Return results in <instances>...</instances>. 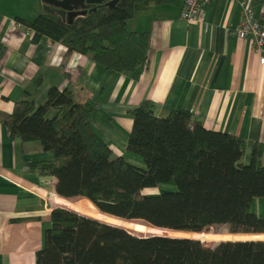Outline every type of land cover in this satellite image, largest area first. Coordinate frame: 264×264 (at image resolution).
Masks as SVG:
<instances>
[{
	"label": "trees",
	"instance_id": "1",
	"mask_svg": "<svg viewBox=\"0 0 264 264\" xmlns=\"http://www.w3.org/2000/svg\"><path fill=\"white\" fill-rule=\"evenodd\" d=\"M164 1L102 2L72 22L45 10L18 19L34 41L46 35L66 55L77 51L124 72L147 63L149 45L148 31L128 29L127 19L138 5ZM92 112L69 88L51 85L43 102L26 92L0 113L11 137L53 155L24 165L55 176L59 194L49 195L59 205L49 212L35 264H264V212L252 208L264 197V143L254 141L244 161V137L208 129L184 108L158 116L144 99L131 110L126 145L140 167L112 152L92 127ZM150 188L158 190L144 192ZM212 226H225V240L204 243Z\"/></svg>",
	"mask_w": 264,
	"mask_h": 264
},
{
	"label": "crops",
	"instance_id": "2",
	"mask_svg": "<svg viewBox=\"0 0 264 264\" xmlns=\"http://www.w3.org/2000/svg\"><path fill=\"white\" fill-rule=\"evenodd\" d=\"M241 0H209L201 22L180 17L183 0L138 5L126 27L148 31L147 63L116 72L99 66L85 54L42 35L18 17L32 19L42 0H0V113L30 93L43 102L56 85L72 90L76 101L93 105L92 127L115 155L144 167L128 151L131 110L142 100L166 116L188 109L208 129L244 137L247 161L251 144L264 143V65L246 38L235 35ZM256 19L264 22V0H252ZM37 141L22 143L10 136L0 120V264H35L54 203L56 177L24 165L51 159ZM252 208L264 212V197Z\"/></svg>",
	"mask_w": 264,
	"mask_h": 264
},
{
	"label": "built area",
	"instance_id": "3",
	"mask_svg": "<svg viewBox=\"0 0 264 264\" xmlns=\"http://www.w3.org/2000/svg\"><path fill=\"white\" fill-rule=\"evenodd\" d=\"M209 0H183L180 17L186 21L201 22L204 9ZM239 21L234 33L249 40L252 49L258 55V61L264 65V22L256 19L252 11V0H241Z\"/></svg>",
	"mask_w": 264,
	"mask_h": 264
},
{
	"label": "water",
	"instance_id": "4",
	"mask_svg": "<svg viewBox=\"0 0 264 264\" xmlns=\"http://www.w3.org/2000/svg\"><path fill=\"white\" fill-rule=\"evenodd\" d=\"M116 1L117 0H42V7L43 10L59 14L63 20L72 22L76 15L86 14L95 10L96 6L102 2L114 4Z\"/></svg>",
	"mask_w": 264,
	"mask_h": 264
},
{
	"label": "rangeland",
	"instance_id": "5",
	"mask_svg": "<svg viewBox=\"0 0 264 264\" xmlns=\"http://www.w3.org/2000/svg\"><path fill=\"white\" fill-rule=\"evenodd\" d=\"M159 187H160L161 190H163V189L164 190H173V189H175V186L172 185V184H160ZM157 190H158V188H150V189H145L144 192L157 191ZM74 198L83 199V197H74ZM136 221L141 222V223H145L142 220H136ZM205 231H212L211 240L204 242V243L210 244V245L215 243V242H217L218 240H220L219 237H220V235L222 233L228 232L226 230L225 226H212L210 228H207ZM137 233H139V232H137ZM241 233L242 232H238V233H236V235L239 236V235H241ZM140 234H146V233H140Z\"/></svg>",
	"mask_w": 264,
	"mask_h": 264
}]
</instances>
